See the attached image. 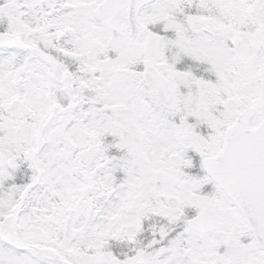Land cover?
<instances>
[{"label":"snow or ice","instance_id":"6c2138e0","mask_svg":"<svg viewBox=\"0 0 264 264\" xmlns=\"http://www.w3.org/2000/svg\"><path fill=\"white\" fill-rule=\"evenodd\" d=\"M0 264H264V0H0Z\"/></svg>","mask_w":264,"mask_h":264}]
</instances>
